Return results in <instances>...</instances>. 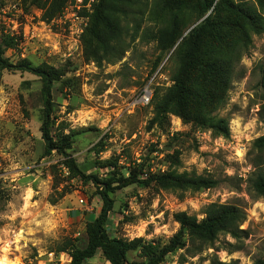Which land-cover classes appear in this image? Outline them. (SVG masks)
Segmentation results:
<instances>
[{
    "label": "rangeland",
    "instance_id": "1",
    "mask_svg": "<svg viewBox=\"0 0 264 264\" xmlns=\"http://www.w3.org/2000/svg\"><path fill=\"white\" fill-rule=\"evenodd\" d=\"M51 1L0 0V45L4 59L15 66L0 70V261L70 264L68 254L58 250L69 243L85 247L86 227L102 208L101 185L69 173L57 152L45 156L42 82L19 69L26 64L52 68L62 80H76L77 85L63 93L57 91L60 83L54 84L48 126L54 142L69 136L66 153L82 174L95 177L100 184H121L136 177L135 183L124 188L112 186L115 189L108 196L113 208L104 224L111 239L141 240L138 249L127 253V261L145 263L147 245L169 246L180 230L175 214L185 213L199 221L211 204L242 209L246 220L239 229L245 234L239 241L220 234L213 246L196 255L176 249L161 264H210L212 256L223 264H254L263 259L264 198H251L246 181L259 156L254 142L264 137L260 73L264 0H245L262 18V29L257 34L249 32L250 44L236 63L227 103L214 112L229 122L227 137L176 116L169 117V125H150L151 104L131 106L150 78L160 95L172 85L179 63L176 47L199 23L191 13L179 19L176 43L162 53L149 38L164 25L166 18L159 9L162 0H136L122 22V56L109 63H93L85 61L82 41L98 0L80 4L68 0L61 14L46 22L42 8ZM10 40L14 48L5 45ZM69 93L78 97L70 101ZM165 173L209 176L219 184L181 193L148 182L149 177ZM187 238L184 235L181 241L185 245ZM229 245L239 250L228 253ZM85 264L109 263L97 251Z\"/></svg>",
    "mask_w": 264,
    "mask_h": 264
},
{
    "label": "trees",
    "instance_id": "2",
    "mask_svg": "<svg viewBox=\"0 0 264 264\" xmlns=\"http://www.w3.org/2000/svg\"><path fill=\"white\" fill-rule=\"evenodd\" d=\"M68 0H52L49 6L42 8V19L50 22L60 15ZM136 0H98L91 15L83 44V57L86 62L102 63L118 60L124 50L121 38L123 36L122 22L127 17V10ZM230 1V0H229ZM159 6L161 15L165 16L164 25L149 38L156 42L159 50L164 53L176 43L178 36L175 33L176 24L185 13H191L199 23L187 32L176 47L179 63L172 73L169 88L162 95L157 88L151 101L153 118L150 125L163 127L169 125V117L176 116L182 120L192 121L198 128L210 131L215 136L229 135L227 119L214 115L215 111L224 108L228 100L229 86L233 80V72L243 49L250 44L249 32L257 34L262 29L261 20L257 11L245 0H238L235 4L225 3V0H162ZM228 14V15H227ZM232 16L233 22L229 19ZM7 48H14L13 40L6 42ZM4 50L0 45V70L14 68L4 59ZM159 63L154 65L157 68ZM18 68V67H17ZM19 69L38 76L42 82V96L44 99V122L41 126L42 139L45 144V156L53 151L64 158L63 166L76 177L87 179L94 185H101L99 192L102 201L100 215L86 227V245L78 248L69 243L58 252H66L70 257V264H85L97 251L109 264H161L168 253L176 249H185L196 255L213 246L220 234L230 235L239 241L245 234L239 226L246 220L242 209L232 205L211 204L203 212V219L197 220L185 213L175 214V221L180 230L174 236L171 244L159 249L147 245L145 263L127 261V253L139 248L141 240L134 239L124 242L111 239L107 235L104 224L108 213L113 208L109 193L114 187L124 188L135 183V179L120 182L101 183L95 177H85L76 166L74 160L66 151L69 149V136H63L57 142L53 141L49 131V120L52 113L51 90L59 82L57 91L63 93L77 85L76 80L63 79L52 68H30L29 65ZM261 85L264 86V64L260 67ZM70 101L78 94L69 93ZM78 97V96H77ZM76 97V98H77ZM259 156L255 162V171L248 177L246 183L249 196L253 199L264 198V137L254 142ZM132 174V172H131ZM148 182H154L164 191L198 192L213 189L219 182L209 176L195 174H161L149 177ZM186 235L187 248L181 242ZM232 253L239 247L229 245ZM210 264H223L212 256ZM234 264V263H232ZM254 264H264L263 259Z\"/></svg>",
    "mask_w": 264,
    "mask_h": 264
},
{
    "label": "built area",
    "instance_id": "3",
    "mask_svg": "<svg viewBox=\"0 0 264 264\" xmlns=\"http://www.w3.org/2000/svg\"><path fill=\"white\" fill-rule=\"evenodd\" d=\"M77 3H81L82 0H74ZM157 76V73L154 74ZM153 79H149L147 83L143 86V88L139 91V93L135 96V98L131 102V106L134 107H146L150 105L152 98L155 93Z\"/></svg>",
    "mask_w": 264,
    "mask_h": 264
},
{
    "label": "bare ground",
    "instance_id": "4",
    "mask_svg": "<svg viewBox=\"0 0 264 264\" xmlns=\"http://www.w3.org/2000/svg\"><path fill=\"white\" fill-rule=\"evenodd\" d=\"M3 249V248H2ZM3 252L5 251V250H2ZM18 260V259H17ZM16 261V260H15ZM17 262V261H16ZM0 264H14V263H10V262H8V261H5L4 259H1V261H0Z\"/></svg>",
    "mask_w": 264,
    "mask_h": 264
}]
</instances>
